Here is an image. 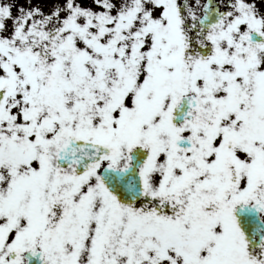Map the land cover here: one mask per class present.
Instances as JSON below:
<instances>
[{"label": "snow or ice", "instance_id": "snow-or-ice-1", "mask_svg": "<svg viewBox=\"0 0 264 264\" xmlns=\"http://www.w3.org/2000/svg\"><path fill=\"white\" fill-rule=\"evenodd\" d=\"M0 264H264V0H0Z\"/></svg>", "mask_w": 264, "mask_h": 264}]
</instances>
